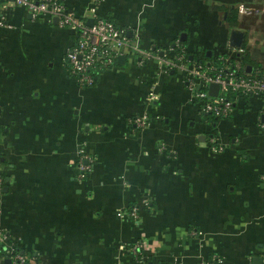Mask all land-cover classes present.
<instances>
[{"label": "crops", "instance_id": "0c3cea01", "mask_svg": "<svg viewBox=\"0 0 264 264\" xmlns=\"http://www.w3.org/2000/svg\"><path fill=\"white\" fill-rule=\"evenodd\" d=\"M263 1L66 0L88 22L113 19L128 39L88 87L64 61L71 28L0 7V231L26 264H264L260 97H237L228 117H203L186 69L146 57L150 48L234 57L239 30L248 54L236 61L263 72L264 13L226 21L230 8ZM135 114H145L143 127L128 121ZM81 148L93 155L84 178ZM133 204L136 218L125 213ZM136 240L139 258L119 247Z\"/></svg>", "mask_w": 264, "mask_h": 264}, {"label": "built area", "instance_id": "2783aa9c", "mask_svg": "<svg viewBox=\"0 0 264 264\" xmlns=\"http://www.w3.org/2000/svg\"><path fill=\"white\" fill-rule=\"evenodd\" d=\"M11 2L23 6L33 17H42L47 20L57 18L58 25L71 28L75 33L73 43L66 49L64 61L69 66V71L76 82L83 87L91 86L96 79V73L115 64L117 56L122 54L128 46V39L123 27L109 17L94 14L92 22L78 17L66 6V0H0V7ZM240 14L264 13V1L259 6H247L240 4L237 7ZM4 24V15L0 10V25ZM236 56L230 59L226 54H219L222 62L218 65L214 59H189L184 51L177 52L174 56H161L157 48L146 51V57H154L160 65L167 68H185L188 73V87L194 93V100L199 105L200 113H211L215 116L225 117L231 114L236 98L257 95L262 101V113L264 114V71L256 69L254 73L243 71V67L236 61L243 51V46L236 47ZM216 82L218 90L216 94L209 92V84ZM231 93V95H228ZM150 92L148 98L152 99ZM128 121L136 127H143L146 122L145 114H135ZM260 127L264 132V120H260ZM209 147L212 151H220L221 144L215 136H210ZM1 159V157H0ZM93 162L92 153L81 148L76 159L78 177L88 175ZM1 163V160H0ZM264 185V170L260 174ZM4 177L0 171V196ZM143 206L149 207L150 198L144 196ZM123 214V212H120ZM125 213L138 217V206L129 205ZM134 254L141 251V241L121 243L119 246ZM3 248V252L1 251ZM10 258V264H25L26 255L19 251L15 245H9L7 234L0 231V264L4 258ZM219 261L220 258L216 257Z\"/></svg>", "mask_w": 264, "mask_h": 264}, {"label": "trees", "instance_id": "16d2710c", "mask_svg": "<svg viewBox=\"0 0 264 264\" xmlns=\"http://www.w3.org/2000/svg\"><path fill=\"white\" fill-rule=\"evenodd\" d=\"M236 14H237V9L236 8H230L229 9V11H228V14H227V16H226V21H227V23L228 24H230V25H233V24H235L236 23ZM178 51L177 52H180L181 50L180 49H177ZM223 54H225V53H223ZM247 49L245 48V47H243V51L240 53V58H242V59H244L245 57H247ZM207 59H214V62L216 63V64H218V65H221L222 64V62H221V60L219 59V58H217V56H215V57H210V58H207ZM230 59H233V57H230ZM234 60V59H233ZM257 68H259V66H255V70L257 69ZM261 69V68H260ZM254 70V71H255ZM243 71H245V69L243 68ZM254 71H251V72H249V71H245V72H247V73H254ZM228 95H231V93H228ZM202 115H203V117H208V118H211L212 120L213 119H215V118H221L220 116H215V115H213V114H211V113H202ZM225 117H228V116H225ZM16 248L18 249V247L16 246ZM19 250V249H18ZM2 252H3V248H2V250H1ZM19 251H21V250H19ZM134 254V253H133ZM141 254V251L139 252V253H137V254H134V255H136L138 258H139V255ZM5 259V258H4ZM4 259H3V261H4ZM26 264V263H25Z\"/></svg>", "mask_w": 264, "mask_h": 264}, {"label": "water", "instance_id": "95a60500", "mask_svg": "<svg viewBox=\"0 0 264 264\" xmlns=\"http://www.w3.org/2000/svg\"><path fill=\"white\" fill-rule=\"evenodd\" d=\"M230 40L233 45H235L236 47H240L242 46L243 41H244V33L239 30H233L231 31V34H230ZM217 90H218V84L216 82H212L209 84V92H211L212 94H216ZM256 257L259 258V256H256ZM4 263L10 264V258L8 257L5 258Z\"/></svg>", "mask_w": 264, "mask_h": 264}]
</instances>
